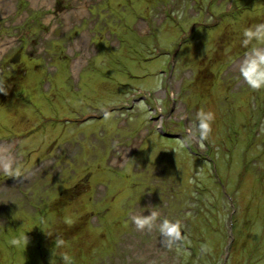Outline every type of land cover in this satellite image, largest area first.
Listing matches in <instances>:
<instances>
[{
    "label": "rangeland",
    "instance_id": "obj_1",
    "mask_svg": "<svg viewBox=\"0 0 264 264\" xmlns=\"http://www.w3.org/2000/svg\"><path fill=\"white\" fill-rule=\"evenodd\" d=\"M260 25L264 0H0V264H264Z\"/></svg>",
    "mask_w": 264,
    "mask_h": 264
},
{
    "label": "clouds",
    "instance_id": "obj_2",
    "mask_svg": "<svg viewBox=\"0 0 264 264\" xmlns=\"http://www.w3.org/2000/svg\"><path fill=\"white\" fill-rule=\"evenodd\" d=\"M261 29H264V25H260L257 28V31L254 33L251 30H246L245 35L248 37H252L253 35H258ZM259 59L261 62H264V54H258ZM260 85L258 83L253 82V87H259Z\"/></svg>",
    "mask_w": 264,
    "mask_h": 264
},
{
    "label": "water",
    "instance_id": "obj_3",
    "mask_svg": "<svg viewBox=\"0 0 264 264\" xmlns=\"http://www.w3.org/2000/svg\"><path fill=\"white\" fill-rule=\"evenodd\" d=\"M16 59H17V56H16ZM16 59H15V60H16ZM15 60H14V61H15ZM163 131H164V130H163ZM163 131H162V132H163ZM164 133H166V132H164ZM170 136H172V134H171Z\"/></svg>",
    "mask_w": 264,
    "mask_h": 264
}]
</instances>
